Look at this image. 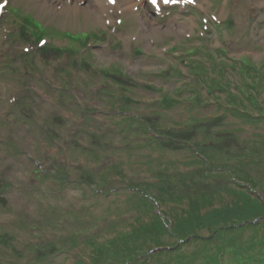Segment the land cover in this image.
I'll use <instances>...</instances> for the list:
<instances>
[{"label":"rangeland","instance_id":"obj_1","mask_svg":"<svg viewBox=\"0 0 264 264\" xmlns=\"http://www.w3.org/2000/svg\"><path fill=\"white\" fill-rule=\"evenodd\" d=\"M49 1L7 0L0 10V234L11 237L21 252L1 243L0 264H72L77 256H87L89 249L82 245L59 248H66L78 229L84 235L98 231L101 240L115 219L116 226L128 229L134 217L125 209L133 192L130 181L170 174L171 188L195 192L197 173L179 177L199 166L189 164L192 152L140 144L130 135L123 140L119 106L163 130L219 116L216 128L233 135L228 143L238 150L240 172L264 183V0H158L131 8L126 0H118V8L105 0L104 13L100 7L88 13L72 6L89 2L95 7L96 0ZM26 15L50 29L49 46L68 54L43 53L32 37L22 36ZM55 31L89 34V39L74 44ZM244 63L252 66L251 73L242 70ZM164 96L171 106H159ZM235 109L255 120L247 122ZM206 133L204 128L187 134L197 143ZM200 139L201 145L210 144ZM241 154L248 156L242 160ZM83 171L109 187L97 189L89 177L84 180ZM106 174L108 179L101 180ZM259 190L252 194L264 202ZM169 210L155 206L160 213ZM45 242L63 243L39 263L29 248Z\"/></svg>","mask_w":264,"mask_h":264},{"label":"trees","instance_id":"obj_2","mask_svg":"<svg viewBox=\"0 0 264 264\" xmlns=\"http://www.w3.org/2000/svg\"><path fill=\"white\" fill-rule=\"evenodd\" d=\"M49 31L48 27L38 24L29 15L23 18L22 36L28 34L35 41H40ZM54 34L63 36L74 44H83L84 40L89 39V34L75 36L56 31ZM39 50L43 53H56L58 56H62L64 51L69 52L67 49L49 45H44ZM198 66L194 69H200ZM243 68L247 73L252 72L249 63H244ZM124 83L126 81L120 84L125 85ZM169 100L164 96L159 101V106H171L167 103ZM126 109V106H119L122 114L119 127L125 137L123 140L128 139L130 135L138 143L143 141L158 148L169 144L192 152L194 159L190 160L189 164L199 166L180 173L179 177L185 178L197 173L194 180L195 192L187 195L178 188H171L170 174L155 173L154 181L151 182L130 181L128 185L133 192L125 203V209L127 208L129 213L133 211L134 217L128 229L116 226L118 222L115 219L109 223L111 229L107 236L103 238L100 235L102 240L97 238L98 231L84 235L80 234L81 229H78L75 237H68L70 242L67 247H60L59 250L63 252L64 249L80 245L89 249L87 256H77L72 264H264V202L262 198L252 194V191L258 188L264 197V183L260 184L248 172H240L241 161L236 157L238 150L228 143L233 135L224 129L222 132L223 130L216 128L220 117L201 121L202 125H197L198 121L192 120L186 128L169 127L163 130L160 126L153 128L152 125L155 124H151L148 118L132 115L131 111ZM233 112L247 122L255 120L249 113L236 109ZM204 128L207 129L206 135H199L203 138L198 137L197 143H194L187 133L204 132ZM148 131L154 133L148 136ZM199 139L210 144L201 145ZM131 141L130 139L124 142ZM260 142L264 149V137L260 138ZM246 155L248 156L241 154L240 158L242 156V160H245L243 157ZM61 174L63 173L54 172L56 178L62 177ZM82 176L85 177L84 180L89 177L88 180L93 181L101 191L109 187L106 180H94L95 175L91 172L83 171ZM105 176H102L101 180L106 179L108 175ZM211 180L218 183L211 186L208 184ZM219 201L220 204L215 206ZM185 203L186 208H174ZM157 205H168L172 211L157 212ZM87 228H84L85 232ZM248 229L251 233L242 237V231ZM205 230L210 231V236L201 234ZM195 240L201 242L200 246L190 247L189 244ZM10 241L11 237L0 235V244L4 247L11 246L17 251ZM58 243L34 244L30 246L29 251L38 256L39 263H44L58 251ZM209 244L212 248L208 247Z\"/></svg>","mask_w":264,"mask_h":264},{"label":"bare ground","instance_id":"obj_3","mask_svg":"<svg viewBox=\"0 0 264 264\" xmlns=\"http://www.w3.org/2000/svg\"><path fill=\"white\" fill-rule=\"evenodd\" d=\"M144 1H148V0H126V2H127V4H129L130 6H129V8H131L132 6H133V4L134 5H137V4H142V2H144ZM93 2H95V1H93ZM123 2V1H122ZM192 2H194V0L192 1ZM69 4V3H68ZM75 4V5H74ZM111 3L109 2V5H110ZM42 5H50V1L49 0H47L46 2H45V0H43V2H42ZM98 5V6H97ZM108 5V3H107V1H105V0H96V2H95V7H93L92 5H89V2L87 3V5H85L84 7H79V3H73V5L72 6H74L76 9H81V10H83V11H87L88 13H90L91 11H95L96 10V8H98V7H100L101 8V10L102 11H100L101 13H104V12H106L107 10H106V6H109ZM111 6H115V8H118L119 7V1L118 0H116L115 2H114V4L113 5H111ZM41 7V6H40ZM105 7V8H104ZM122 6H120V8H121ZM127 7H128V5H127ZM127 7H126V9H127ZM134 7V6H133ZM68 8H70V7H68ZM122 9V8H121ZM125 9V10H126ZM123 10V9H122Z\"/></svg>","mask_w":264,"mask_h":264},{"label":"snow or ice","instance_id":"obj_4","mask_svg":"<svg viewBox=\"0 0 264 264\" xmlns=\"http://www.w3.org/2000/svg\"><path fill=\"white\" fill-rule=\"evenodd\" d=\"M110 2H115V0H110ZM152 4L155 5L157 4V0H151ZM164 3H169V2H172V0H163ZM6 5H7V0H4L3 3H0V10L6 8Z\"/></svg>","mask_w":264,"mask_h":264},{"label":"water","instance_id":"obj_5","mask_svg":"<svg viewBox=\"0 0 264 264\" xmlns=\"http://www.w3.org/2000/svg\"><path fill=\"white\" fill-rule=\"evenodd\" d=\"M241 224H243V223H241Z\"/></svg>","mask_w":264,"mask_h":264}]
</instances>
